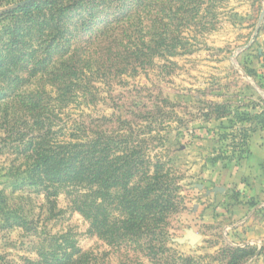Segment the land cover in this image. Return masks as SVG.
Returning <instances> with one entry per match:
<instances>
[{
  "label": "rangeland",
  "instance_id": "374dc122",
  "mask_svg": "<svg viewBox=\"0 0 264 264\" xmlns=\"http://www.w3.org/2000/svg\"><path fill=\"white\" fill-rule=\"evenodd\" d=\"M27 1L0 0V264H264V244L247 242L249 201L236 182L252 134L264 142V0H145L126 56L65 30L59 45L82 63L62 78L29 69V49L2 45L41 21L36 2L59 0L17 12ZM106 2L108 19L125 14L127 0ZM52 55V68L72 63V52ZM106 56L136 60L112 72ZM32 102L47 112L38 118ZM81 141L107 144L109 180L123 171L115 188L101 174L91 185L64 180ZM56 153L54 167H40ZM163 206L153 235L120 237L130 213L149 218ZM187 232L199 239L180 243Z\"/></svg>",
  "mask_w": 264,
  "mask_h": 264
},
{
  "label": "trees",
  "instance_id": "16d2710c",
  "mask_svg": "<svg viewBox=\"0 0 264 264\" xmlns=\"http://www.w3.org/2000/svg\"><path fill=\"white\" fill-rule=\"evenodd\" d=\"M143 1L145 0H127L125 3V14L122 17L115 19H108V11L113 8V5L106 2V0H88L77 4L75 3L76 1L72 2L71 0H59L57 2L50 1L45 4L42 2H36L32 9L38 12V14L41 13L44 16L41 21L36 26L28 28L24 34L21 33L23 35L21 38L19 37V34H14L10 39L3 38L1 42L3 46H8L10 51L19 48L20 50L29 49L34 53L36 56H31L28 60L29 69H35L38 65H41L43 66L42 72L46 73L50 70L48 75L50 74L56 78H62L65 77L62 73L64 70L66 73L73 72L75 68L79 67L78 63H82L75 47H73V51H71V46L66 48L64 45H59L58 40L64 35L65 30L70 29L75 35H77V37H85L84 44L90 45V47H95L99 51H104L107 56L108 51L112 54L113 52H119V55L123 54L126 56L125 51L128 47L137 49V46L134 45L135 43L130 40L137 36L141 30L138 27V20L140 19L139 15L142 11ZM28 6L29 4L19 6L20 8H18L17 12L29 14L31 10L27 9ZM45 12H47V14H45ZM73 13L76 14V18H73L72 20L70 16H72ZM68 25H71V27L67 28ZM24 40H26V42H24ZM60 49L63 52H61ZM55 52L60 53L58 59H61L66 52L69 54L72 52V55L70 56L72 63L70 61H61L57 63V69L52 68L54 56L52 54ZM107 56L105 57L104 62L101 61V64L105 70H112V72H118V70L122 71L125 67L132 65L136 60L134 59L132 61L125 57H121L118 63L112 64ZM262 68L264 69V57ZM59 70L62 71L59 72ZM39 102H32L31 104V108L34 111L41 110V115H38V118L42 117L44 112H47V105H44V103L39 104ZM217 109H222V107L217 106ZM236 119H239L238 115H236ZM256 121V130L264 138V114L261 115V117H258ZM90 123L91 121L89 119H85V122L81 123L80 126L85 130ZM82 132L84 133V131ZM40 138L41 136H31L30 141L35 142ZM81 142L82 143L76 145L74 148L76 150L75 157L68 158L66 161V168H70L67 169L69 172L65 174L64 180L68 181L72 178V182L76 180L77 183L91 185L92 183H99V176L101 174L100 183L103 188H109L110 190L115 188L116 184L122 180L123 171H121L122 167H119L117 169L119 176L109 180L110 177H108L106 171V157L104 156L107 144L102 142L100 143L101 145H97L93 141ZM28 145L31 147L30 152H32L34 157H37L39 149L34 148V144L28 143ZM37 145H40V143L38 142ZM95 148H98V150H95ZM97 154L98 156L100 155L101 162L98 170H95L94 172L93 160ZM59 156L60 154L56 153L50 156L52 159L44 157L45 159L41 161L42 165L40 167H54V164L52 163ZM73 166H75V170L73 169ZM130 201L133 202L134 199H129L128 204ZM131 204L132 203H130V205ZM164 211L165 207H160V209L155 211L149 216V218L143 216L136 217L134 213H130L126 222V228L123 229L125 233L120 237L127 236L137 239L153 235V229L150 228L149 221H152L155 224V221L163 215ZM146 219L148 220V223L141 226ZM23 226L25 227V223L20 222V227Z\"/></svg>",
  "mask_w": 264,
  "mask_h": 264
},
{
  "label": "crops",
  "instance_id": "0c3cea01",
  "mask_svg": "<svg viewBox=\"0 0 264 264\" xmlns=\"http://www.w3.org/2000/svg\"><path fill=\"white\" fill-rule=\"evenodd\" d=\"M240 167L236 173L237 190L240 199L249 201L250 207V212L242 221L250 229L247 242L258 249L264 244V142L257 132L252 134L247 155L240 161ZM258 258L260 256H255L253 260Z\"/></svg>",
  "mask_w": 264,
  "mask_h": 264
},
{
  "label": "water",
  "instance_id": "95a60500",
  "mask_svg": "<svg viewBox=\"0 0 264 264\" xmlns=\"http://www.w3.org/2000/svg\"><path fill=\"white\" fill-rule=\"evenodd\" d=\"M31 1H33V0H28L27 2L20 3V4L16 5L15 7L23 6V5H25V4H27V3L31 2ZM189 239L195 242L199 238L196 237L192 232H187L186 235L182 239L179 240V242L180 243H184V242H186Z\"/></svg>",
  "mask_w": 264,
  "mask_h": 264
}]
</instances>
